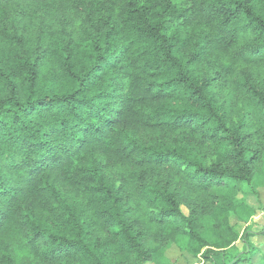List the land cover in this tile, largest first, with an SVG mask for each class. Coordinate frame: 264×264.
I'll list each match as a JSON object with an SVG mask.
<instances>
[{"label":"clouds","instance_id":"obj_1","mask_svg":"<svg viewBox=\"0 0 264 264\" xmlns=\"http://www.w3.org/2000/svg\"><path fill=\"white\" fill-rule=\"evenodd\" d=\"M0 264H264V0H0Z\"/></svg>","mask_w":264,"mask_h":264},{"label":"trees","instance_id":"obj_2","mask_svg":"<svg viewBox=\"0 0 264 264\" xmlns=\"http://www.w3.org/2000/svg\"><path fill=\"white\" fill-rule=\"evenodd\" d=\"M135 11H136V12H139V9H135ZM141 22H142V23H146V21L143 20V18H141ZM158 23H159V21H158L157 19L154 18L152 24L148 26L149 29H151V30L149 31L148 29H144L145 34H146L147 36H149V37H153V36L156 34V32L159 31V35H160V36H164V35H165L164 31H163V30H160V29H157V28L155 27V25L158 24Z\"/></svg>","mask_w":264,"mask_h":264}]
</instances>
